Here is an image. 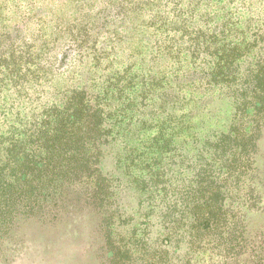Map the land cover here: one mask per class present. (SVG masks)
Returning a JSON list of instances; mask_svg holds the SVG:
<instances>
[{
  "label": "rangeland",
  "instance_id": "1",
  "mask_svg": "<svg viewBox=\"0 0 264 264\" xmlns=\"http://www.w3.org/2000/svg\"><path fill=\"white\" fill-rule=\"evenodd\" d=\"M148 1L0 0V192L14 184L11 209H0V264H264V126L255 149L233 148L216 169L228 178L226 203L239 222L193 223L186 211L165 207L168 178L182 179L187 169L176 143L195 130L169 144L170 132L161 134L148 119L149 100L138 105L121 89L133 88L120 83L125 78H151V49L126 30L153 29ZM128 2L141 10L124 20L107 9ZM262 16L249 34L264 48ZM74 100L104 109L103 125L112 131L104 147L120 157L104 158L100 190L90 182L93 170L62 187L56 175L40 179L37 171L32 184L20 167L53 142L42 121L72 110ZM222 103L217 113L229 125ZM206 114L200 137L213 127ZM155 167L166 176L149 178Z\"/></svg>",
  "mask_w": 264,
  "mask_h": 264
},
{
  "label": "trees",
  "instance_id": "2",
  "mask_svg": "<svg viewBox=\"0 0 264 264\" xmlns=\"http://www.w3.org/2000/svg\"><path fill=\"white\" fill-rule=\"evenodd\" d=\"M150 1L149 28L153 29L126 30L139 43L145 42L146 52L151 49V78L148 83L136 77L135 84L126 82V78L120 83L133 87L121 89L135 94L134 103L139 105L141 99L143 105L149 100L148 119L161 134L170 132L169 144L182 131L195 130L190 140L179 138L176 143L177 151H184L187 169L182 179L168 178L165 207L173 212L186 211V221L193 223H216L219 228L220 223L230 219L239 222L241 217L236 216L234 205L227 207L228 178L222 179V170L216 169L233 148L250 145L255 149L264 126V48L259 45L260 38L249 34L251 28L259 27L264 0ZM127 4L131 7L125 3L114 7L110 3L107 9L116 10V17L121 20L141 10V5ZM133 46L136 50L140 48L139 44ZM218 100L229 107V125L217 113ZM71 106L72 110L49 113L53 114L51 122L56 118L54 130H49L50 121H42L44 135L53 134V142L48 147L42 146L41 156L27 157L20 174L32 184L37 171L40 179L56 175L58 179L54 181L62 180V187L66 178L89 176L93 170L90 182L94 181V187L100 190L105 185L104 158L109 154L120 157L113 149L104 147L112 131L105 130L101 107L77 100ZM186 106L189 109L183 112ZM206 110L208 120L214 123L200 137L196 129L197 125L205 124ZM198 117L201 120L194 124ZM177 151L172 157L179 156ZM155 168L149 171V178L166 176ZM13 186L8 183L3 188L6 192H0L2 211L11 209L8 195ZM223 226L226 228V224Z\"/></svg>",
  "mask_w": 264,
  "mask_h": 264
}]
</instances>
